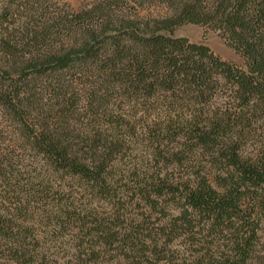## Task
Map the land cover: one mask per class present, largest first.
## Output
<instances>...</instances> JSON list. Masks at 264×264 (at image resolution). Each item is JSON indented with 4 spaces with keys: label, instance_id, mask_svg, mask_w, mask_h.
<instances>
[{
    "label": "trees",
    "instance_id": "trees-1",
    "mask_svg": "<svg viewBox=\"0 0 264 264\" xmlns=\"http://www.w3.org/2000/svg\"><path fill=\"white\" fill-rule=\"evenodd\" d=\"M46 1L0 8V264H52L35 208L73 232L69 264H247L264 217V0ZM153 3L164 12L140 14ZM186 23L244 66L173 34ZM13 148L67 182L63 202L15 194Z\"/></svg>",
    "mask_w": 264,
    "mask_h": 264
},
{
    "label": "rangeland",
    "instance_id": "rangeland-1",
    "mask_svg": "<svg viewBox=\"0 0 264 264\" xmlns=\"http://www.w3.org/2000/svg\"><path fill=\"white\" fill-rule=\"evenodd\" d=\"M8 1L10 0H0V8L6 5ZM93 1L94 0H47L45 3L48 5V11L58 13L66 12L67 10H78L89 5ZM24 6L25 5H22V7L19 8V12L15 14L16 19L18 17L25 16ZM163 12L164 5L162 3H153L140 10V14H149L153 16L160 15ZM173 34L176 36H185L193 42L204 43L221 58L229 60L237 65L244 66L243 57L229 47L215 31L207 29L201 25L186 23L177 26L174 29ZM3 124L4 122L0 116V134H2L0 136L5 135V133H2L4 132L2 131L4 130ZM5 144L6 141L2 142L0 139V148H4ZM15 154L16 158L19 157L18 162L15 163L17 165L16 173L19 177V180H17L19 187L15 194L21 196L23 194L25 195V192L30 190H41L42 192L37 194V199L41 198L40 204H43L44 201L47 200L41 207V210L43 211H46V209L51 210L52 207L54 208L57 205L56 201L58 198L60 202H63V200L67 197V182L63 180H55L56 178L52 176L48 179L43 170L37 166L38 164L33 162L31 154H28L25 150L16 148ZM41 179L42 182H39ZM1 190L2 187H0V192ZM40 204H37V206ZM35 211L37 213L32 215L34 221L30 223H34L36 229L35 232H37L40 243L45 246H49L52 254V264H69L71 253L75 252L72 244L73 232L67 228H60L59 230L54 231L53 220H47V218L42 217V215L38 213V208H35ZM258 234L259 240L256 245L254 257L247 264H264V217L261 220Z\"/></svg>",
    "mask_w": 264,
    "mask_h": 264
}]
</instances>
